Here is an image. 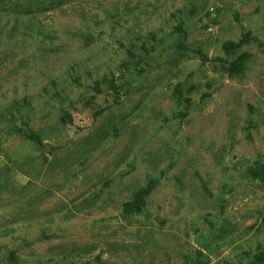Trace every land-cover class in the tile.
<instances>
[{
  "label": "rangeland",
  "instance_id": "1",
  "mask_svg": "<svg viewBox=\"0 0 264 264\" xmlns=\"http://www.w3.org/2000/svg\"><path fill=\"white\" fill-rule=\"evenodd\" d=\"M0 264H264V0H0Z\"/></svg>",
  "mask_w": 264,
  "mask_h": 264
},
{
  "label": "trees",
  "instance_id": "2",
  "mask_svg": "<svg viewBox=\"0 0 264 264\" xmlns=\"http://www.w3.org/2000/svg\"><path fill=\"white\" fill-rule=\"evenodd\" d=\"M14 261H15V259H14Z\"/></svg>",
  "mask_w": 264,
  "mask_h": 264
}]
</instances>
